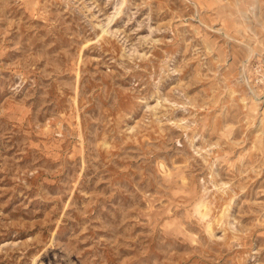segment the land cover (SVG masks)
I'll use <instances>...</instances> for the list:
<instances>
[{
  "label": "rangeland",
  "instance_id": "rangeland-1",
  "mask_svg": "<svg viewBox=\"0 0 264 264\" xmlns=\"http://www.w3.org/2000/svg\"><path fill=\"white\" fill-rule=\"evenodd\" d=\"M262 58L264 0H0V264H264Z\"/></svg>",
  "mask_w": 264,
  "mask_h": 264
},
{
  "label": "built area",
  "instance_id": "built-area-1",
  "mask_svg": "<svg viewBox=\"0 0 264 264\" xmlns=\"http://www.w3.org/2000/svg\"><path fill=\"white\" fill-rule=\"evenodd\" d=\"M248 65V63H247ZM246 65V66H247ZM249 73L252 75L250 78V84L252 85L251 89L252 94L255 95H259L257 93V90L261 92V95H259L257 100H261L264 98V58H262L260 61L259 60H255V61H251V64L249 66ZM245 70V69H244ZM264 100V99H263ZM264 103V101H263Z\"/></svg>",
  "mask_w": 264,
  "mask_h": 264
}]
</instances>
